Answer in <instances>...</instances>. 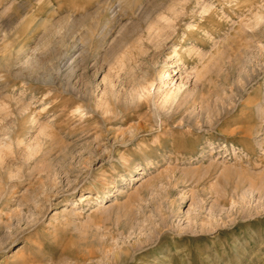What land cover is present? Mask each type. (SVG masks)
<instances>
[{
    "label": "rangeland",
    "instance_id": "rangeland-1",
    "mask_svg": "<svg viewBox=\"0 0 264 264\" xmlns=\"http://www.w3.org/2000/svg\"><path fill=\"white\" fill-rule=\"evenodd\" d=\"M0 264H264V0H0Z\"/></svg>",
    "mask_w": 264,
    "mask_h": 264
},
{
    "label": "bare ground",
    "instance_id": "bare-ground-1",
    "mask_svg": "<svg viewBox=\"0 0 264 264\" xmlns=\"http://www.w3.org/2000/svg\"><path fill=\"white\" fill-rule=\"evenodd\" d=\"M167 8H169V7H167ZM166 24H167V23H166ZM161 25H162V26H161ZM161 25H160V28L163 27V24H161ZM165 26H167V25H165ZM168 26H169V25H168ZM163 28H165V27H163ZM158 31H159V30H158ZM166 75H167V74H166ZM165 81H166V80L164 79V80H163V83H164ZM167 91H168V90H167ZM167 91H166V94H167ZM168 93H169V92H168ZM171 93H172V92H171ZM173 94L175 95V93H173ZM170 95H171V94L168 95L169 98H168V96H167L166 98L170 99ZM174 95H173V96H174ZM165 96H166V95H165ZM172 98H173V97H172ZM174 98H175V97H174ZM141 172H142V171H141ZM136 180H137V179H136ZM87 197H89V195H86V198H87ZM86 198H85V199H86Z\"/></svg>",
    "mask_w": 264,
    "mask_h": 264
}]
</instances>
